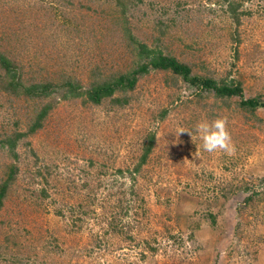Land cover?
I'll return each mask as SVG.
<instances>
[{"label":"rangeland","instance_id":"374dc122","mask_svg":"<svg viewBox=\"0 0 264 264\" xmlns=\"http://www.w3.org/2000/svg\"><path fill=\"white\" fill-rule=\"evenodd\" d=\"M220 1L0 0V52L25 84L88 86L134 66L125 28L196 74L239 83L244 99L264 100V0H235L239 25ZM239 104L164 71L139 78L123 105L32 101L0 88V183L12 177L0 264H264V108L252 116ZM46 105L16 156L2 147ZM216 119L226 120L232 154L201 147L196 125Z\"/></svg>","mask_w":264,"mask_h":264},{"label":"trees","instance_id":"16d2710c","mask_svg":"<svg viewBox=\"0 0 264 264\" xmlns=\"http://www.w3.org/2000/svg\"><path fill=\"white\" fill-rule=\"evenodd\" d=\"M120 1L118 0L119 4L121 3ZM220 2L223 6L226 5L228 16L236 25H239V19L243 14L242 12H238L241 1L239 3L235 0H222ZM122 31L124 37L132 44L137 58L134 66L124 73L95 79L88 86H82L74 80H68L60 84H53L51 82H31L25 84L21 67H18L15 62L0 52V88L15 98L32 101H46L54 95H60L64 99L67 97L75 98L83 96L87 102L95 105H99L107 99H111L117 105H123L127 103V95L135 89L139 78L148 75L151 71H164L170 73L175 78L176 84L182 82L187 87L199 92H211L219 99L239 98L240 108L252 116H254L257 109L264 108V100H261L260 97L244 99L243 90L239 83L235 81H216L196 74L189 65L180 62L175 57L166 55L160 49L151 48L147 44L138 41L129 30L123 28ZM117 94L120 97L115 99L114 97ZM49 111L47 105L43 107L34 116L26 132L19 133L15 131L14 134L5 137L1 141L2 147L6 148L13 156H16L14 151L17 142L39 130ZM153 141L154 136L152 135L149 138V142L144 146L141 163L145 162ZM134 172H137V169ZM11 179L12 177H8L7 180L3 179L0 183V208L2 207Z\"/></svg>","mask_w":264,"mask_h":264},{"label":"clouds","instance_id":"9594fccd","mask_svg":"<svg viewBox=\"0 0 264 264\" xmlns=\"http://www.w3.org/2000/svg\"><path fill=\"white\" fill-rule=\"evenodd\" d=\"M196 134L202 140V149L205 152L212 153L219 150H224L228 154L235 152V147L232 144L231 136L226 130V120L216 119L211 123L201 121L196 125ZM188 133L190 136L193 132L189 129L180 128L178 134Z\"/></svg>","mask_w":264,"mask_h":264}]
</instances>
